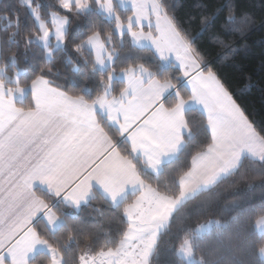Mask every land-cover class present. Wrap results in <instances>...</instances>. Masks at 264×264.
I'll list each match as a JSON object with an SVG mask.
<instances>
[{
  "label": "snow or ice",
  "instance_id": "obj_1",
  "mask_svg": "<svg viewBox=\"0 0 264 264\" xmlns=\"http://www.w3.org/2000/svg\"><path fill=\"white\" fill-rule=\"evenodd\" d=\"M260 4L0 0V264H264V127L197 43Z\"/></svg>",
  "mask_w": 264,
  "mask_h": 264
},
{
  "label": "trees",
  "instance_id": "obj_2",
  "mask_svg": "<svg viewBox=\"0 0 264 264\" xmlns=\"http://www.w3.org/2000/svg\"><path fill=\"white\" fill-rule=\"evenodd\" d=\"M176 5L177 15L191 30H197L199 13L209 0H172ZM245 5L254 4L258 11L261 7L260 0H242ZM4 21L0 20V27ZM264 35V29H258L256 34L250 37L253 44L251 50L238 58L234 64H221L224 51L208 42V37L197 41L201 51L208 57L211 65L217 70L226 86L233 92L237 101L245 108L250 119L258 127H264V51L260 37ZM23 67V65H21ZM257 195L259 191L257 190ZM240 195H244L243 192ZM222 220L228 219L227 215L220 216Z\"/></svg>",
  "mask_w": 264,
  "mask_h": 264
}]
</instances>
